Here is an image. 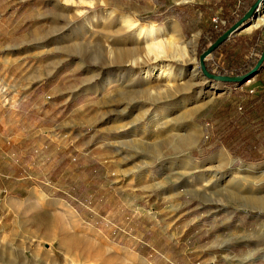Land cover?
<instances>
[{
    "label": "rangeland",
    "instance_id": "obj_1",
    "mask_svg": "<svg viewBox=\"0 0 264 264\" xmlns=\"http://www.w3.org/2000/svg\"><path fill=\"white\" fill-rule=\"evenodd\" d=\"M165 1L212 10L209 20L221 26L241 17L224 0ZM3 6L0 128L6 139L0 168L8 178L0 194V264H238L252 252L257 260L251 264H264V210L249 206L252 198H264V123L242 125L245 105L264 98V68L242 84L205 79L199 20L184 33L154 0H0V14ZM119 15L141 25L170 21L164 38L180 44L198 35L189 99L165 104L150 121L160 109L155 106L134 126L145 107L122 101L125 90L137 89L124 77H141L159 63L107 65L110 46L135 45ZM252 22L206 58L213 72L259 60L264 25L247 32ZM186 68L188 76L193 66ZM107 79L111 86L99 91ZM213 85L219 89L205 94ZM231 121L252 132L227 148ZM171 122L183 124L181 135L194 122L199 139L187 152L174 149L180 137L166 130ZM24 142L33 146L20 147ZM261 156L258 163L243 161ZM224 161L230 163L225 176L212 179ZM32 193L35 209L22 214L19 207ZM31 214L38 223L28 219ZM62 237L72 240L70 249L62 248Z\"/></svg>",
    "mask_w": 264,
    "mask_h": 264
},
{
    "label": "bare ground",
    "instance_id": "obj_2",
    "mask_svg": "<svg viewBox=\"0 0 264 264\" xmlns=\"http://www.w3.org/2000/svg\"><path fill=\"white\" fill-rule=\"evenodd\" d=\"M259 8L260 9L257 13L256 18H254L252 20L253 22L251 21L252 23L250 24V26L245 29L247 32H252L253 30H257L264 25V1L260 4ZM119 18H120L119 19L120 25L122 24V27H124V31H126L128 37L132 39L134 38L135 45L132 47L110 46V49L112 52H108L109 62L107 63V65H114L117 67L126 65L132 68H137L142 65L150 66V65L159 63V65L151 66L149 69L143 71L140 74L141 77H139V74L127 75L124 77V79L130 80L129 82H134V83L137 82V89H131L127 91L125 90V92L121 94L122 101H125L127 104L129 103L131 104V102L135 100H139L141 102L140 107L141 108L145 107L142 115L139 118L137 117L138 119H134L133 121H131L130 124L134 126L135 123L140 121L148 112L151 111V108H154L155 106H159L160 108L152 112V117L150 118V121H154V119L157 118L159 114H161L160 112L161 110H163V107L165 104L174 101L176 98H179V97L181 98L187 95L186 92L189 91V89L192 86L191 83L197 76L196 74L197 71H195L194 53L196 50L198 35H193L190 40L180 44L178 41H175L174 38H169V37L164 38L165 37L164 28L167 25L171 24L170 21H166L163 26H159L155 23L141 25V24H138L137 22L132 21L127 16H120ZM67 36H68L67 34H64L59 39L60 40L64 39ZM102 51L103 50H101V52ZM169 62H175V63H178L179 65L177 64L178 67H175ZM187 66H193V68L188 71L189 72L188 76H187V68H186ZM106 81L107 83L105 85H102L98 89L99 91L102 89H105L106 87L111 86L112 81L109 79H107ZM218 89H219L218 86L213 85L212 87L208 88L205 94L215 92ZM185 97L189 99L188 96H185ZM193 110L195 111L196 109L195 108L191 109L192 112ZM165 118L166 117L162 118V120H164L166 124L167 121ZM191 124L192 126L195 125L194 122H192ZM191 124L187 125L186 123V126L188 127V129H187V132L184 133V135H181L180 133H178L179 130H181V125L183 124L176 123V124H172L171 126L168 125L166 130H168L169 128L170 131L177 132L178 133L177 135H179L177 137H180V139H178L179 141L177 140V142L174 143L175 144L174 149H177V151L184 150V152L185 151L187 152V149L195 145L197 142V139H199L198 138L199 133L195 129L196 127L195 128L191 127ZM176 128L178 129L175 131ZM171 137L173 138V136ZM171 149L173 150L172 147ZM168 152L170 155V154H175L176 151L170 152L169 150ZM186 160H187L186 161L187 163L190 161L188 159ZM229 165L230 163L228 161V162H225L224 165L222 164L221 166H219V168L216 169L217 173L214 172L215 174L213 175L212 179L217 178L218 175H221L219 179L223 178L225 176L224 175L225 172H227V169L229 168ZM247 169H251V167H247ZM238 170L239 169H237V171ZM237 171H235V173ZM216 175L217 177H215ZM252 200L251 201L249 200L250 201L249 206H253L255 209L264 210V198H252ZM38 219H39L38 216L34 215L33 220H35L38 223ZM63 237L61 238L60 243L63 246L62 248L68 250L72 247L73 242L72 240L70 239L66 240ZM253 254L254 252L250 253L246 258L238 262V264H245V263L251 264L255 262L257 259L253 257ZM263 260H264V257H263Z\"/></svg>",
    "mask_w": 264,
    "mask_h": 264
},
{
    "label": "trees",
    "instance_id": "obj_3",
    "mask_svg": "<svg viewBox=\"0 0 264 264\" xmlns=\"http://www.w3.org/2000/svg\"><path fill=\"white\" fill-rule=\"evenodd\" d=\"M255 3V0H250V3H248L247 7H251ZM244 14L241 15L239 19L229 21L231 22L227 26H221L218 23H213L212 21L208 20L203 25V30L200 36V40L198 43V55L200 56L203 52H205L210 45L215 43L218 38H220L223 34H225L232 26H234L242 17ZM227 45V42L222 43L219 45L212 53L211 56H216L220 50ZM262 53V49L260 50V54ZM258 59L254 58L252 61H248L246 64H231L230 69L228 72L225 71L226 67L217 68L216 71H212L210 66H208L207 62H204L205 68L209 73H213L215 76L218 77H241L249 73L254 66L256 65ZM230 64V63H229ZM229 64H227V68L229 67ZM232 70V71H230ZM229 72H232V75L229 74ZM245 110L242 112V125L250 124L251 121L257 120L260 122V124L264 123V98L259 97L257 100H254L253 102H249L245 105ZM241 127L234 123L233 121L229 122L226 126L225 132V146L227 148L230 147L232 143H237L240 140H245L248 138L251 134V130L248 131L244 128V126ZM264 149V140H263V146ZM244 162L248 163H258L262 161V156L258 157L257 159L253 160L250 158H243ZM61 197V196H59ZM62 198V197H61Z\"/></svg>",
    "mask_w": 264,
    "mask_h": 264
},
{
    "label": "crops",
    "instance_id": "obj_4",
    "mask_svg": "<svg viewBox=\"0 0 264 264\" xmlns=\"http://www.w3.org/2000/svg\"><path fill=\"white\" fill-rule=\"evenodd\" d=\"M155 1V5L159 7V10L161 11V15L164 13H167V12H170L173 14V16H175V18L181 23L183 24V31L184 33L187 31V34H189L190 32H192V28L194 27V25L196 24V22L199 20V23L201 25V32L203 30V25L211 18V11L212 10H209L207 8H202L201 10V7L197 6V5H175V4H168L166 3L165 0H154ZM224 3L228 4L229 6V10L234 13H236V15H242V14H246L249 9L248 6V3H250V0H224ZM155 6V7H156ZM197 9H200L201 10V18H198V14H197ZM219 10V13H220V9ZM4 14H5V11H4V6H3V10L0 14V19H1V22H0V25H1V28L4 30V22L2 21L4 18ZM232 15V14H231ZM220 17H222V15H220ZM243 18V17H242ZM158 22H160L158 20ZM243 30V29H242ZM241 31V30H240ZM239 31V32H240ZM189 32V33H188ZM239 32L235 33L234 35L238 34ZM234 35H232L231 37H233ZM231 37H229L225 42H229L231 41ZM1 63H2V66L5 65L4 61L1 60ZM264 68V65L262 66V69ZM260 70L255 76H259L261 75V73H263V70ZM40 87H42L41 85V82L35 84L30 92H29V97L37 94V92L39 91ZM60 98V97H59ZM3 108V106H2ZM5 116V112L3 109H0V119H2L3 117ZM5 128H0V143H1V146H5ZM29 147V146H33V145H29L27 142H24L23 144L20 145V147ZM0 194L3 193V192H6V189H7V186H6V180H7V176L5 175L4 173V170L3 168H0ZM26 182H22V184H25ZM30 188V187H28ZM35 193H32L29 195L28 197V200L26 202L25 205H23L22 207H19V209L21 210V213L22 214H27V212L29 210H32V209H35V201L33 200V198L35 197ZM13 204V203H12ZM11 204V205H12ZM13 208L17 209L19 211L16 204H13L12 205ZM34 215L36 214H31L30 215V218H28L29 220L32 219V217H34Z\"/></svg>",
    "mask_w": 264,
    "mask_h": 264
},
{
    "label": "water",
    "instance_id": "obj_5",
    "mask_svg": "<svg viewBox=\"0 0 264 264\" xmlns=\"http://www.w3.org/2000/svg\"><path fill=\"white\" fill-rule=\"evenodd\" d=\"M261 0H256V2L251 6L249 11L243 16L242 19H240L234 26H232L225 34H223L220 38L217 39L215 43L209 46V48L203 52L198 61H199V67L202 73V76L207 80L217 81L221 83H235V84H242L246 80H249V78L253 77L256 72L262 68L264 63V48L261 53V56L255 65V67L245 76L242 77H218L213 74H210L207 72L204 62L206 61V58L211 55V53L222 43H224L229 37L234 35L235 33L239 32L243 28H245V23L251 22L253 18L256 15L257 9L259 7V3ZM243 27V28H242ZM242 28V29H241Z\"/></svg>",
    "mask_w": 264,
    "mask_h": 264
}]
</instances>
